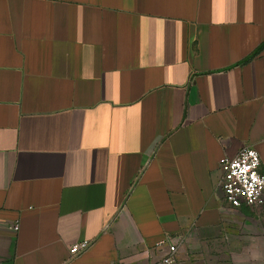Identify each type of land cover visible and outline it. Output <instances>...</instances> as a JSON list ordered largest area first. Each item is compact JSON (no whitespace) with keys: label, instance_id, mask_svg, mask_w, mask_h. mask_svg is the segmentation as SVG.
Returning <instances> with one entry per match:
<instances>
[{"label":"crops","instance_id":"crops-1","mask_svg":"<svg viewBox=\"0 0 264 264\" xmlns=\"http://www.w3.org/2000/svg\"><path fill=\"white\" fill-rule=\"evenodd\" d=\"M247 144L264 0H0V264H264L219 186Z\"/></svg>","mask_w":264,"mask_h":264},{"label":"built area","instance_id":"built-area-1","mask_svg":"<svg viewBox=\"0 0 264 264\" xmlns=\"http://www.w3.org/2000/svg\"><path fill=\"white\" fill-rule=\"evenodd\" d=\"M222 175L219 186L224 192L225 199L232 206L264 204V172L262 171V158L259 151L251 144L244 145L235 156H224L220 160ZM14 229L19 225L14 224ZM168 250L157 260L150 264H174L176 245L168 238L165 239ZM88 240H83L71 246L72 254L86 249ZM109 264H123L121 260H113Z\"/></svg>","mask_w":264,"mask_h":264}]
</instances>
